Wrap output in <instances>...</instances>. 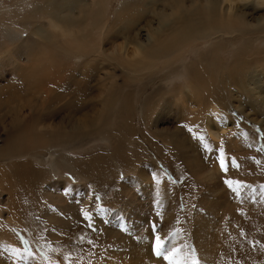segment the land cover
Listing matches in <instances>:
<instances>
[{
    "label": "rangeland",
    "instance_id": "obj_1",
    "mask_svg": "<svg viewBox=\"0 0 264 264\" xmlns=\"http://www.w3.org/2000/svg\"><path fill=\"white\" fill-rule=\"evenodd\" d=\"M95 1L0 0V264H154L156 235L155 264H264V2L221 0L222 24L202 0ZM185 64L207 81L187 103ZM191 102L226 120L219 147Z\"/></svg>",
    "mask_w": 264,
    "mask_h": 264
},
{
    "label": "bare ground",
    "instance_id": "obj_2",
    "mask_svg": "<svg viewBox=\"0 0 264 264\" xmlns=\"http://www.w3.org/2000/svg\"><path fill=\"white\" fill-rule=\"evenodd\" d=\"M107 1H109V0H96L95 1V4H96V6L97 7H99V9H101V8H103L106 4H107ZM222 1H225V2H229L230 1V3L233 1V0H222ZM263 2H264V0H262ZM202 2H204V0H202V1H200V2H198L197 3V1H193L192 3L195 5V8L194 9H197V10H199V11H204V14L201 16L204 20H208L209 22H212V21H214L215 19H220V23H222V24H224V22L226 21V20H230V19H227V18H225L224 17V15H222V14H220V12L218 11V6H219V4H220V2H221V0L219 1V0H206V5L204 6V10H202V9H200V5H201V3ZM231 5V4H230ZM181 6H185L184 5V3H182L181 4ZM193 9V10H194ZM97 13V10L95 9V12H93V14H96ZM180 14V12L179 11H177V15H179ZM180 17H182V16H180ZM229 18V17H228ZM87 21V19H83V22H84V27H85V24L87 25V23H89V22H86ZM51 27H53L55 30H58L59 31V33H61L65 38H66V40H68L70 43H73V44H75L76 46H78V47H82V46H86V47H88L89 46V43H90V40L91 39H89V33L88 32H86V33H83L82 35H81V37H76L75 36V34L72 32V31H66L64 28H63V26L62 25H60V24H58V23H55V22H52L51 23ZM206 31H208V29H204V28H200L198 25H197V28H195V27H193V26H191L190 25V22L189 23H186V24H184V22H183V20H182V22H181V25H180V30H179V33L177 32V35L176 36H179L180 38H178L179 40H181V39H183V38H186L187 37V35L188 34H190V33H193V32H196V33H198V32H206ZM209 36V34H207L206 33V35L204 34V35H201L200 37H202V38H204V37H208ZM174 43V42H173ZM139 46H140V48H144V46L142 45V44H138ZM171 46H172V44L170 45V47H168V48H166V49H164L163 50V52H166V51H169V49L171 48ZM145 56L146 55H148V56H152V54L151 53H149L148 52V50H145L144 52H142ZM210 53V52H209ZM164 54H162L161 55V59L163 60V61H165L166 63H168V61H171L170 59H171V57H169V58H167V59H164L166 56H164ZM169 59V60H168ZM201 59V58H200ZM203 60V59H202ZM173 61V60H172ZM206 62V67L208 68H214L215 67V64H217V63H215L214 61H212V60H210V59H208V60H205ZM193 62V61H192ZM197 62H201L200 60L199 61H197ZM202 63V62H201ZM203 63H204V61H203ZM215 63V64H214ZM190 64V63H189ZM194 64V63H193ZM200 64V63H199ZM201 65L202 64H200V69H201ZM205 65H204V67H203V65H202V67L203 68H206L205 67ZM241 65V67H243L244 68V66L242 65V63L240 64ZM196 68L197 67H195V66H189L188 64H185L184 66H183V68H182V72H180L181 74H182V76L186 79L185 80V82H183L184 84H185V89L188 91H186V92H184V88H183V90H181V93H180V95H182V100H184L185 101V103H187V100H188V97H192V99H195L196 100V98L197 97H194V93H192L191 92V90L193 91V88H195V89H199V88H204V86L206 85V83H207V81H206V83H204L203 82V79L201 80L200 79V77H198L199 75L197 74V75H195L194 76V74L193 73H195V71H196ZM199 70V69H198ZM214 70V69H213ZM240 70H241V68H240ZM203 71V70H202ZM205 71H206V69H205ZM204 72V71H203ZM214 72H215V70H214ZM201 73V72H200ZM241 73V72H240ZM202 75L204 74V73H201ZM200 74V75H201ZM213 74V73H212ZM235 75H237V73L235 74H232V76H235ZM182 77V79L184 80V78ZM202 78V77H201ZM203 78H205V77H203ZM233 78V77H232ZM235 78V77H234ZM234 78H233V80H234ZM183 85V84H182ZM183 87V86H182ZM211 87V86H210ZM180 88V87H179ZM174 90V88L172 87V88H170V90L169 91H171V90ZM195 91V90H194ZM172 93H173V91H171ZM170 92V94H172ZM198 92V91H197ZM105 93L107 94V92L105 91ZM198 94V93H197ZM209 94V93H208ZM173 96H175L174 94H173ZM194 97V98H193ZM107 98H108V95H107ZM179 98H181V97H179ZM191 99V98H190ZM198 101H199V99H197ZM205 100H206V102H207V100H208V96H206L205 97ZM192 101V100H191ZM210 103V102H209ZM192 102H191V104L189 105V104H187V107H186V110H187V112H188V114H191V116H192V120L193 121H191V122H195L196 123V125H198V120L197 119H199L202 115H203V117H202V119H201V121H202V123H203V126L205 127L204 129H203V131H204V136L202 137V139H200V141H201V144H200V147H201V145H203V147L205 148V147H209L211 144H213V145H216L217 147H219V144H220V142H221V138H224V137H222L223 136V134L225 133H223V130H224V128H225V122H226V120H224V118H221V112L218 110V109H215L214 107V109L212 108L211 109V111H210V116L208 117V118H206V117H204L205 115L204 114H201V109H199V110H193L192 109ZM194 107V106H193ZM109 108V107H108ZM190 118V117H189ZM208 119H209V121H208ZM211 122V123H210ZM189 123V122H188ZM187 123V124H188ZM88 125V124H87ZM94 125V124H93ZM211 126H213L214 127V129L213 128H211ZM189 127V126H188ZM96 128V127H95ZM100 129V128H99ZM229 129V128H228ZM195 130H197V126L196 127H194L191 131L193 132V131H195ZM226 131V130H225ZM231 131H233V130H231ZM98 133L99 132H101V131H97ZM96 132V133H97ZM229 132V131H228ZM237 132H239V133H237ZM200 133H202L201 131H200ZM100 134V133H99ZM226 134H227V132H226ZM229 135V134H228ZM252 135H253V133H252ZM174 136H177V134H175ZM225 136V135H224ZM247 133H246V131L245 130H237V131H234L233 132V135L232 136H228V140L229 141H232V143H239V144H242V138L243 139H245V138H247ZM179 137V136H178ZM251 138V137H250ZM250 138H249V140H250ZM175 140H177V139H175ZM224 140V139H223ZM223 140H222V142H223ZM252 141H253V138L251 139ZM18 141V140H17ZM41 142V141H40ZM244 142H245V140H244ZM20 145V144H19ZM215 147V146H214ZM50 148V147H49ZM199 148V147H198ZM217 150V149H216ZM205 151V150H204ZM215 154V153H214ZM220 154H218L217 156H219ZM37 156L39 157L40 155L39 154H37ZM195 156V155H194ZM64 157V156H63ZM224 157V156H223ZM56 158H58V157H56ZM68 158V157H67ZM194 158V157H193ZM219 158V157H218ZM225 158V157H224ZM60 159V158H59ZM58 159V160H59ZM190 159V158H189ZM64 160H67L66 158L64 159ZM196 160V159H195ZM228 160V159H227ZM226 160V161H227ZM230 160V159H229ZM228 160V161H229ZM68 161V160H67ZM190 161H191V159H190ZM62 162V161H61ZM192 162H195L194 160H192ZM222 162V161H221ZM230 162V161H229ZM190 163V162H189ZM227 163V162H226ZM222 164V163H221ZM221 164L219 165L218 164V166L217 167H215V169L216 168H218L219 166H221ZM228 164V163H227ZM233 164V163H232ZM231 164V165H232ZM224 166V165H223ZM194 167H196V165L194 166ZM225 167V169H227V167L226 166H224ZM224 167H223V170L222 171H224ZM229 167H231V166H229ZM228 167V168H229ZM218 169H220V168H218ZM191 170V169H190ZM195 170V169H194ZM157 171H158V168H157ZM233 171V170H232ZM219 172L220 171H218V173H214L213 172V175H210V174H207V175H209L208 177H214V176H218L219 175ZM229 172V171H228ZM231 172V171H230ZM0 173H3V172H0ZM156 174L158 173V172H155ZM225 173H226V171H225ZM224 173V174H225ZM198 174H199V172H198ZM159 175H160V173H159ZM200 175V174H199ZM198 175V176H199ZM158 176V175H157ZM1 177V176H0ZM1 178H3V177H1ZM161 178V177H160ZM215 178V177H214ZM213 178V179H214ZM200 179V178H199ZM5 180V179H4ZM160 180V179H159ZM212 180V179H211ZM153 181V180H152ZM221 182V181H220ZM66 183V182H65ZM216 183V182H215ZM223 183V182H222ZM217 184V183H216ZM220 184V183H219ZM65 185V184H64ZM68 185H70V184H67V187H68ZM214 185V184H213ZM77 186V185H76ZM70 187H71V185H70ZM75 187V186H74ZM219 187V186H218ZM72 188V187H71ZM64 189H65V187H64ZM69 189V188H68ZM68 189H67V192H68ZM72 189H74V188H72ZM66 191V190H65ZM59 192V191H58ZM66 192V193H67ZM62 193V192H61ZM60 193V194H61ZM65 193V194H66ZM71 193H72V191H71ZM70 193V194H71ZM205 195H207V193L205 194ZM210 195V194H209ZM209 195H208V198H211V199H213L214 198V196H212V197H209ZM220 195V194H219ZM61 196V195H60ZM218 196V195H217ZM55 197V196H54ZM65 197V196H64ZM68 197V196H67ZM67 197H65V199L67 198ZM207 197V196H206ZM219 197V196H218ZM220 197H221V195H220ZM60 198V197H59ZM207 198V199H208ZM63 199V198H62ZM223 199H224V197H223ZM214 200V199H213ZM60 202H61V200H59ZM63 201V200H62ZM65 201V200H64ZM63 201V202H64ZM208 201V200H207ZM60 202H59V204H60ZM62 202V203H63ZM209 202H210V200H209ZM223 203V202H222ZM62 204H60V206H61ZM64 205H65V203H64ZM63 205V206H64ZM52 206V205H51ZM54 207V206H53ZM53 207H52V209H53ZM65 207V206H64ZM61 208V207H60ZM63 209V208H62ZM61 210V209H60ZM54 209H53V211H49V213H48V215L49 216H53V215H55L54 214ZM56 213V212H55ZM56 214H58V213H56ZM60 214V213H59ZM99 214H97V216H98ZM102 216H104V215H102ZM99 217V216H98ZM53 218V217H52ZM104 218V217H103ZM54 219V218H53ZM215 219V218H214ZM103 220V219H102ZM104 220H105V218H104ZM195 222V221H194ZM207 222H209V221H207ZM105 223V222H104ZM196 225V224H195ZM105 226V225H104ZM107 227L108 228H111V226H108L107 225ZM206 227H208L207 225H206ZM205 227V228H206ZM108 228H106V229H108ZM196 228H198V227H196ZM198 230V229H197ZM210 231V230H209ZM212 233V232H211ZM214 233V232H213ZM213 233H212V235H213ZM216 233V232H215ZM217 235V234H216ZM181 236V235H180ZM180 236H178V237H180ZM199 237V236H198ZM197 237V238H198ZM199 238H201V237H199ZM215 239V238H214ZM195 240H196V238H195ZM135 241V240H134ZM203 241V240H202ZM214 241H216V240H214ZM138 242H139V240H138ZM137 242V243H138ZM142 243H143V241H142ZM141 243V244H142ZM220 243V242H219ZM199 244H201V243H199ZM203 244V243H202ZM131 248V247H130ZM206 248V247H205ZM112 250V249H111ZM113 251V250H112ZM140 254V253H139ZM143 254V253H142ZM142 254H140V255H142ZM207 255V254H206ZM126 256V255H125ZM154 256V264H155V258H156V256L155 255H153ZM128 257H130V256H128ZM163 257V256H162ZM204 257V256H203ZM211 258V257H210ZM143 259V258H142ZM132 262H134V261H132ZM139 263H141V264H147L146 262H145V260L143 259V261H138ZM160 262V261H159Z\"/></svg>",
    "mask_w": 264,
    "mask_h": 264
},
{
    "label": "snow or ice",
    "instance_id": "obj_3",
    "mask_svg": "<svg viewBox=\"0 0 264 264\" xmlns=\"http://www.w3.org/2000/svg\"><path fill=\"white\" fill-rule=\"evenodd\" d=\"M221 167H223V164H221ZM97 199H98V197H97ZM89 228H91V225H89ZM162 243H163V241L161 240V237L159 235H156L155 236V242H154V249L153 250H154V255L157 256V257L161 256L160 248L162 246ZM169 255H171V253H169ZM163 258L165 260H167L169 258V256L166 255ZM192 264H199V261L194 259L192 261Z\"/></svg>",
    "mask_w": 264,
    "mask_h": 264
}]
</instances>
